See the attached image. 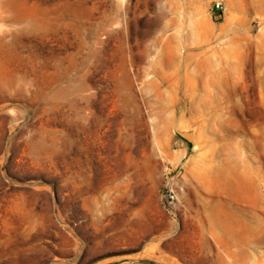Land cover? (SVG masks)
Listing matches in <instances>:
<instances>
[{
  "label": "rangeland",
  "instance_id": "obj_1",
  "mask_svg": "<svg viewBox=\"0 0 264 264\" xmlns=\"http://www.w3.org/2000/svg\"><path fill=\"white\" fill-rule=\"evenodd\" d=\"M0 264H264V0H0Z\"/></svg>",
  "mask_w": 264,
  "mask_h": 264
},
{
  "label": "built area",
  "instance_id": "obj_2",
  "mask_svg": "<svg viewBox=\"0 0 264 264\" xmlns=\"http://www.w3.org/2000/svg\"><path fill=\"white\" fill-rule=\"evenodd\" d=\"M222 5L220 2L216 1L212 6V11L214 12L215 16H220L222 11Z\"/></svg>",
  "mask_w": 264,
  "mask_h": 264
}]
</instances>
